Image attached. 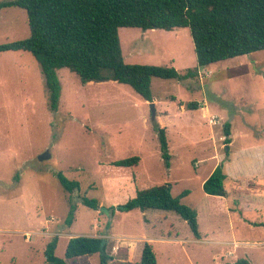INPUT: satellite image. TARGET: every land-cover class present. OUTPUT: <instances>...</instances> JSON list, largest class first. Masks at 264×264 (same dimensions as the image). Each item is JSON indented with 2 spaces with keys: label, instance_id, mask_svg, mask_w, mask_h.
<instances>
[{
  "label": "rangeland",
  "instance_id": "374dc122",
  "mask_svg": "<svg viewBox=\"0 0 264 264\" xmlns=\"http://www.w3.org/2000/svg\"><path fill=\"white\" fill-rule=\"evenodd\" d=\"M28 36L23 9H0V44ZM118 37L126 64L172 66L179 74L196 68L187 28H119ZM203 70L180 81L153 78L152 101L146 102L127 85H82L75 74L59 69L60 95L51 112L32 55L0 53V264H44L54 238V255L63 259L68 240L76 236L105 239L109 264H136L144 242L151 243L157 264H264V224L241 225L201 184L221 164L224 188L232 193L230 209L240 199L241 218L264 223V50ZM189 102L199 107L188 109ZM155 124L165 128L168 167ZM225 124L230 125L228 156ZM46 151L50 158L38 160ZM132 156L140 158L138 165L111 166ZM55 172L76 181L79 191H65ZM165 183L173 197L187 191L180 202L196 212L199 239L172 211H107L136 190ZM80 197L97 200L99 209L82 205ZM70 201L76 211L66 226ZM257 206L261 211L254 210ZM66 264H99V255Z\"/></svg>",
  "mask_w": 264,
  "mask_h": 264
},
{
  "label": "trees",
  "instance_id": "16d2710c",
  "mask_svg": "<svg viewBox=\"0 0 264 264\" xmlns=\"http://www.w3.org/2000/svg\"><path fill=\"white\" fill-rule=\"evenodd\" d=\"M18 7L26 13L29 36L0 44V53L22 51L32 55L38 63L47 92L48 107L56 112L60 84L56 75L59 69L75 74L82 85L87 83L116 82L129 86L144 101H152L151 80L192 77L210 64L264 50V0H7L0 1V9ZM119 28L171 31L187 28L196 56L195 70L179 74L172 66L126 64L123 61L118 37ZM180 104V103H179ZM186 107L199 106L189 102ZM161 156L168 167V144L165 128L155 124ZM230 125H223V143L228 156ZM140 158L115 160L111 166L133 167ZM67 192L79 191L76 181L68 180L61 172L54 173ZM227 175L217 165L202 183L203 192L218 201L225 210L222 198L227 192L224 181ZM187 191L173 197L171 187L165 183L142 190L124 204L109 207L107 211L129 212L138 210L172 211L187 222L195 239L200 233L196 212L180 202ZM79 202L94 210L99 209L95 199L80 197ZM222 202V203H220ZM101 209V208H100ZM75 203L70 201L65 225L74 220ZM57 240L54 238L44 252V264H66V260L99 255V264H109L103 238L76 236L68 240L64 258L54 255ZM127 264V263H125ZM136 264H157L150 242H144ZM235 264H249L238 260Z\"/></svg>",
  "mask_w": 264,
  "mask_h": 264
},
{
  "label": "crops",
  "instance_id": "0c3cea01",
  "mask_svg": "<svg viewBox=\"0 0 264 264\" xmlns=\"http://www.w3.org/2000/svg\"><path fill=\"white\" fill-rule=\"evenodd\" d=\"M203 70V69H202ZM201 72V71H200ZM203 72H204V70H203ZM154 107H155V101H154ZM179 105V107H182L181 109H184V107H185V105L184 104H178ZM184 106V107H183ZM199 106V105H198ZM155 116H156V113H155ZM230 143H231V141H230ZM211 172H212V170L208 173V175H207V177L204 179V180H206L207 178H208V176L211 174ZM204 180L202 181V183L204 182ZM201 183V184H202ZM226 192H227V196H226V202L225 201H223V199H222V202H223V204H224V206H225V213L227 212L228 214H230V213H233V214H236L237 216H238V219H237V222L238 221H240L241 222V225H245V224H247V225H253V227H257V226H263V224L264 223H260V222H257V223H248L247 222V220H244V219H242L241 218V213H243V210L240 208V199H237V205L235 206V209H230V207H229V200H230V198H231V195H232V193L231 192H229V191H227L226 190ZM227 202H228V204H227ZM233 208H234V206H233ZM255 209L254 210H258V211H261V207H254ZM244 214V213H243ZM229 216V215H228ZM233 216V215H232ZM244 217L245 218H247L245 215H244ZM248 219V218H247ZM232 224V223H231ZM231 229H232V231L234 230V227H233V225H231ZM233 244L235 245V244H241V242L240 241H234L233 242ZM141 249H142V244H141V247H140V250L139 249H137V255H138V259H140V255H141Z\"/></svg>",
  "mask_w": 264,
  "mask_h": 264
},
{
  "label": "water",
  "instance_id": "95a60500",
  "mask_svg": "<svg viewBox=\"0 0 264 264\" xmlns=\"http://www.w3.org/2000/svg\"><path fill=\"white\" fill-rule=\"evenodd\" d=\"M155 118V110H154V105L151 104V119L154 120ZM50 158V154L48 151L44 152L43 154L38 156V160L42 161L45 159H49Z\"/></svg>",
  "mask_w": 264,
  "mask_h": 264
},
{
  "label": "built area",
  "instance_id": "2783aa9c",
  "mask_svg": "<svg viewBox=\"0 0 264 264\" xmlns=\"http://www.w3.org/2000/svg\"><path fill=\"white\" fill-rule=\"evenodd\" d=\"M212 122V121H211ZM213 123V122H212Z\"/></svg>",
  "mask_w": 264,
  "mask_h": 264
}]
</instances>
